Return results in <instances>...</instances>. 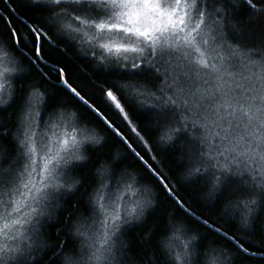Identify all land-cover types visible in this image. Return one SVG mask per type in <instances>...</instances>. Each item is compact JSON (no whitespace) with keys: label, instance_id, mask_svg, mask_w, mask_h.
<instances>
[{"label":"snow or ice","instance_id":"snow-or-ice-1","mask_svg":"<svg viewBox=\"0 0 264 264\" xmlns=\"http://www.w3.org/2000/svg\"><path fill=\"white\" fill-rule=\"evenodd\" d=\"M3 2L10 12L15 11L11 0ZM246 3L256 8L252 0ZM30 6L46 8L61 21L66 31L75 32L81 39L87 38L86 43L100 50L102 62L106 56L114 57L116 66L110 75L131 79L154 74L160 86L157 91H150L140 84L119 85L105 81L97 85L105 105L101 108L84 89L69 81L63 67L51 65L45 59L43 43L53 48L56 45L44 28L21 19L20 23L31 35L32 47L28 51L33 54L30 58L33 66L42 64L51 68L60 78L61 88L118 136L169 194L172 189L162 175L129 142L107 112L111 110L120 116L143 141L124 106H136L125 96L122 89L126 88L136 97L154 99L156 103L150 107L158 110L161 117H178L179 127L171 126L175 119L168 121L165 135L199 129V156L215 169L213 190L229 177H238L247 191L235 189L233 194L240 199L234 207L247 219L256 200L245 197L255 195L257 189L264 191V55L244 52L239 43L227 42L223 14L214 4H209L208 0H31ZM0 23L19 50L24 36L3 9H0ZM105 39L111 43L100 42ZM3 51L0 47V52ZM37 71L44 78L49 75L42 68L37 67ZM6 91L9 98L14 95L11 70L3 68L0 70V100ZM50 99L33 86L24 101L17 131L12 135L13 150L0 153V264H39L43 259L42 249L36 245L40 218L52 206L55 194L68 190L65 188L66 170L72 163L71 157L84 159V145L99 144L89 137H78L76 130L80 125L68 116L65 119L70 122L71 135L65 133L61 137L53 130L51 119L44 127L56 139L45 131L38 133L35 123L40 115L38 109L47 112ZM55 123L63 126L60 120ZM8 135L7 123L0 122V136ZM93 150H97L96 147ZM104 171L102 165L99 175L103 176ZM106 187L102 183L94 193L96 211L102 218L98 220V230L88 237L89 247L81 252L79 259L67 256L62 264H123L116 260V254L123 255L126 247L121 242L122 230H127L133 218L143 214L149 201L137 197L127 207L118 209L115 204L105 202ZM128 187H132L131 183ZM177 203L184 207L182 202ZM185 211L188 210L185 208ZM200 223L229 240L244 255L257 256L240 238L229 235L214 222L202 219ZM182 227L172 225V230L179 232ZM57 247L62 250L64 245ZM183 247L185 250L173 257L176 264H187L191 255L189 244ZM205 255L206 264H217V249L209 245ZM259 258L264 260V249H259Z\"/></svg>","mask_w":264,"mask_h":264},{"label":"trees","instance_id":"trees-1","mask_svg":"<svg viewBox=\"0 0 264 264\" xmlns=\"http://www.w3.org/2000/svg\"><path fill=\"white\" fill-rule=\"evenodd\" d=\"M209 1L212 4H217L221 9L219 12L224 17V36L229 44L239 43L243 46L244 52H255L264 55V0H252L256 5L255 9L250 8L246 0ZM30 4L31 0L28 3L24 0H11V6L15 8L16 15L28 21L29 24L42 26L52 38L53 43L56 45L55 48L50 47L46 42L43 43L44 56L49 64L63 67L69 81L84 89L101 108H104L105 105L102 93L97 85H101L105 81L115 82L119 85H144L145 81L141 80L140 77L122 79L119 76L110 75L108 70H95L93 65L82 59L64 38L50 34L51 29L47 24L49 22L54 24L50 20V12L46 8L30 6ZM0 9H3V13L12 18L13 24L19 29L20 33L27 37L26 42L20 44L23 50L18 52L10 41L7 29L3 23H0V47L19 56L21 64L25 68L23 75H20L15 81V96L11 103L6 106L7 111L0 113V122L7 123L10 133L8 136H0V153L12 152L13 150L12 135L16 133L17 123H19L18 117L23 109V93L28 87L32 89L33 86L38 88L45 98L51 97L47 104V112L42 109L43 114H40V117L56 113L50 112L61 102L65 101V104L69 106L66 101L71 100L78 107L80 116L86 117V119L84 118V121H86L84 124L92 128L95 127L96 132L99 131L103 134L101 144L84 147V160L78 164L82 166L77 165L73 174L74 179L77 180L75 189L63 197L60 208L55 211L56 213L53 215L51 222L45 224L42 228V241L47 248L41 251L40 255L43 256V259L39 264H60V257L62 258L66 254L72 256L77 250L78 244L73 236V224L77 217H84L92 210V207L87 208L86 199L98 183L97 175L103 163L113 166L111 170L113 173L115 172V175L120 173L126 175L125 171L131 172L132 175H134V172H140L151 183L153 196L155 195L154 206L149 205L146 218L122 236L121 242L126 246L123 250V261L127 264H169L167 250L165 251L162 241L166 240L169 235V224H177L179 221L178 225L183 226L184 236L195 238L192 250L200 259L206 261L205 251L211 245L220 253L227 254L225 264L226 262L227 264H264V260L259 257L244 255L228 240L183 213L165 194L158 182L147 173L136 157L125 148L123 143L96 119L87 108L74 100L66 90L58 85L60 78L52 70L42 64L38 65L44 72L49 73L47 78H44L37 71V65L33 66L30 62L33 54L28 51L32 47L28 28L9 11L3 0H0ZM25 44L27 48H25ZM122 90L130 101L144 105V103H141L144 97L135 99L129 96L131 94L128 89ZM124 106L132 120V126L140 132L143 141L137 138L135 133L130 130L127 122L123 121L120 116L112 111L119 119L116 122L108 112L107 115L115 122L144 159L162 175L182 203L201 218L214 222L215 225L222 228L229 235L240 238V242L246 248L259 254V249H264V212H262V209H264V192L262 194L256 193L258 194L256 198L260 199L259 209L254 211L246 225L242 216L238 215L235 219V216L230 215L228 212L231 211L233 214L232 208L235 202L240 199V196L233 193L236 188H240L241 192L247 191L240 184L239 178L229 177L227 182L221 183L215 191L212 187L215 182L214 175L211 181L208 180V183L204 180L193 182L188 179L189 177L186 178L189 172L187 167L190 164L197 167L195 175L199 171L214 173L215 169L209 166L206 159L199 156L196 147L188 139V131L165 135L167 122L176 118V122L171 125L175 127L179 124L178 117L172 115L161 117L156 109L142 110V108L132 107L129 104ZM9 119L11 120L10 123L8 122ZM192 130L195 133V128H191ZM158 140L162 143L164 141L162 146L159 145ZM93 147H96L97 150L94 151ZM112 175H108L107 179H111ZM216 175H219V173H216ZM205 186L209 187L206 188ZM245 198L248 199V197ZM84 229V227H81L80 233ZM44 230L48 235L46 237L43 234ZM61 243L64 245L62 250L57 247ZM53 249H55V252Z\"/></svg>","mask_w":264,"mask_h":264},{"label":"bare ground","instance_id":"bare-ground-1","mask_svg":"<svg viewBox=\"0 0 264 264\" xmlns=\"http://www.w3.org/2000/svg\"><path fill=\"white\" fill-rule=\"evenodd\" d=\"M26 3H28L30 0H24ZM209 4H212L211 1H209ZM217 8L218 11H221V9L219 8V6L217 4H214ZM8 9H9V6L7 5ZM208 11H210L211 9H207ZM13 15H15L19 20H21L22 18H20L18 15L15 14V12H11ZM215 15V13H213ZM51 15V18H54L53 15L50 13ZM47 26L50 27V34L51 35H54V36H58L60 38H64L67 43L69 44V46L75 50V52L84 60H87L89 61V63H91L93 65V68L95 70H99V69H103V70H108L109 72L112 71V69L114 68H108L106 66H104L102 64L101 61H99L97 58L95 57H92L90 55V52L87 50V48L85 47V44H83V42L79 39H76V38H69L67 36H65L62 32V29L60 28L61 26L58 25V24H53V23H50L47 24ZM27 40V37L25 36L24 37V43L26 42ZM15 48L17 49V46H15ZM19 50L18 52H21L23 49L21 48V46L19 45L18 46ZM12 53V52H10ZM13 55H15L16 57H18L19 59V65L21 67V69L23 70L19 75H17L13 80H12V84H13V89H14V95L11 96V98H9V101L7 102V104H5L4 106L0 107V113L4 112V108H6V106L8 104L11 103V101L13 100L14 96H15V92H16V85H15V81L17 80V78L20 76V75H23V73L25 72V68L23 67L24 65L21 64V61H20V58L19 56H17L16 54L12 53ZM91 56V57H90ZM44 66V65H43ZM36 67H39L38 65ZM58 67V66H57ZM49 68V67H47ZM51 70V68H49ZM141 80L145 81L143 84H149L150 86H152L153 88L150 89V91H153L155 88L158 87V84L155 86L156 83H159V79L153 74V75H149L148 77H143V78H140ZM58 85H59V82H58ZM121 85V84H120ZM60 86V85H59ZM31 87H28L25 92L23 93V96H24V100H23V104H24V101L28 95V92L31 90L30 89ZM157 91V90H156ZM131 94V93H130ZM70 95V94H69ZM133 95V94H131ZM129 95L130 97H133L135 99H137V97L135 96H131ZM71 96V95H70ZM103 96V94H102ZM138 99H142L141 97H139ZM142 100H147V103H144V105L142 106V104H136L137 107L139 108H142L143 109H151V110H154L152 107H150L154 101V99L152 100V98H146L144 97ZM152 103H151V102ZM67 104L69 106H67L65 104V101L64 102H61L59 105H57L56 107H54L52 109V112H57V113H62V112H67L69 109L71 110H76L78 111L79 113V120L81 121L80 124H84L86 123V121H84V118L86 119V117L84 116H80V111L78 110V107L76 105H74L73 102H71V100L69 101H66ZM78 102V101H77ZM22 104V105H23ZM73 105V106H70V105ZM83 106V105H82ZM40 114H43V111L42 109H40ZM108 114L110 115V117L114 118L116 120V122L119 120L118 117H116L112 111L108 110ZM52 115V114H51ZM51 115H47V117H51ZM20 116H21V113L19 114V117H18V120H20ZM45 116V115H44ZM44 118V117H42ZM176 120V118H175ZM100 121V120H99ZM101 122V121H100ZM102 123V122H101ZM103 124V123H102ZM104 125V124H103ZM105 126V125H104ZM17 127H18V123H17ZM17 127H16V131H17ZM175 127H179V124L176 125ZM107 128V127H106ZM108 129V128H107ZM109 130V129H108ZM15 131V132H16ZM110 131V130H109ZM188 131V139L189 141L196 147V150H197V153L199 154L200 150H201V145L198 143V140L201 136V131L197 128H195V133H194V130L191 131V129L189 130H186ZM111 132V131H110ZM184 132V131H182ZM180 132V133H182ZM98 135L94 138L93 141H98L99 144H101L103 142V134L100 133L99 131L97 132ZM112 133V132H111ZM113 134V133H112ZM114 135V134H113ZM116 136V135H114ZM117 137V136H116ZM118 138V137H117ZM119 139V138H118ZM120 140V139H119ZM121 141V140H120ZM122 142V141H121ZM123 143V142H122ZM158 143L159 145H163L162 141H159L158 140ZM98 144V145H99ZM89 144H85V146H87ZM95 145V144H94ZM123 145L125 146V148L130 152V150L128 149V147L123 143ZM82 157L84 158V155H83V152H82ZM84 159H80L79 161H75L73 164H71L67 170H66V173H67V183L65 185V188L68 189L67 191H64L63 190V195L62 197H60V200H59V203L61 202V200L63 199V197L65 195H67V193H71L75 187H76V184H77V180L74 179V170L76 168V166L80 163L83 162ZM140 164L144 167V165L140 162ZM103 167L105 169L104 171V174L103 176L99 175V172H98V175H97V180H98V183L95 185V187L91 190V192L89 193L88 195V198L86 199V204H87V208L90 209L92 207V210H90L87 214H85L84 217H77V219L75 220L74 224H73V236L76 238V241H77V250L74 252V254L72 255L73 258L75 259H79L80 258V254L81 252L87 250V248L89 247V241H88V236L91 235L89 233H92L95 231V229L97 228V225H98V220L101 219L102 217H99L98 214H97V211H96V201H95V198H94V193L96 191V189L103 183L105 185H107V187L104 189V196L105 197H111L109 200L112 201L113 199H115V194H117V192L114 191V193L112 194H108V192L110 190H112L113 188H116L115 186V182L117 181L118 178L120 177H123L124 180H128L129 182H131L129 180V177H131L133 179V183H132V187L129 189L128 187L121 190V198H120V204L123 203V199L125 200L126 199V203L129 202L131 200V198L133 197L134 198V194H136L137 192H141L143 195H144V199H147L149 201V204L146 208V210L143 212L142 215H140L139 217H136V218H133L132 220V224L131 226L127 229V230H122V233H121V236H123V234L128 231L129 229H131L134 225H137L139 222L141 223L147 216V213H148V208H149V205L150 206H154V202H155V195L153 196V187L151 186V183L148 182L147 178L145 176H143V174H141L140 172L137 171V173L134 172V175L131 174V172L129 173L128 171H125L126 175L123 174V173H120V174H116L115 175V172L113 173L112 172V167L110 164H104L103 163ZM145 168V167H144ZM154 168V167H153ZM188 174L186 175V178L188 179H191L193 182H196V181H201V180H204L206 183H208V180L211 181L212 180V177H213V173L210 172V171H202V172H198L197 175H195L196 171H197V167H195L194 164H190L188 167ZM155 169V168H154ZM145 170L147 171L148 174H150L157 182L158 184L162 187L161 183L159 182V180L152 175V173L145 168ZM110 174H113L111 179H107L108 178V175ZM131 174V175H130ZM138 176V183H136V185L134 184V178H137ZM163 178V177H162ZM165 183H167L165 180H164ZM170 187V186H169ZM206 187V186H205ZM209 187V186H208ZM206 187V188H208ZM112 188V189H111ZM137 188V189H136ZM171 188V187H170ZM110 189V190H109ZM163 191L165 192V194L176 204V206L183 212L185 213L186 215L190 216L192 219H194L195 221H197L198 223H200V220H202L203 218H201L200 216H198L197 214H195L194 212H192L188 207H186L184 204V207L182 208L180 206V204L177 203V201H180L182 202L175 194L174 190L172 189V193L169 194L168 191H166L163 187H162ZM264 191H260L259 189H257L256 193H260L262 194ZM140 194V193H139ZM258 194H255V195H252V196H247L248 199H254L256 200V204L252 205V212L250 215L247 216V219L245 220V217L243 214L239 213L236 209V207L233 206L232 210H233V214L231 213V211H229L228 213H230V215L232 216H235L234 218L237 219L238 215L242 216L243 221H244V224L246 225L250 219V217L253 215L254 211H258L259 209V202H260V199L256 198V196ZM113 202H110V205H112ZM109 204V203H107ZM125 204V203H123ZM126 205V204H125ZM235 205V204H234ZM185 208L188 210L187 212L185 211ZM88 211V210H87ZM262 212H264V209H262ZM191 213V214H189ZM54 214H52L51 216H46V215H43L41 218H40V223H39V238L36 240V245L39 246L40 249L44 250L47 248V246L43 243L42 241V236H41V232L43 231L42 228L45 224H48L49 222H51V220L53 219V216ZM180 222V221H179ZM179 222L177 224H173V223H170L169 224V227H168V232H169V235L167 236V239L166 240H163L162 241V245L165 249V251L167 250V254H168V263L169 264H176V262L173 260V257L175 254L177 253H182L185 249H184V245L185 244H189V249L188 251L191 252V255L188 257V261H187V264H206V261L200 259L199 256H197L196 254H194L193 250H192V247H193V243H194V239L192 238H186L183 234V228L181 229V231L179 232H173L172 230V225H178ZM201 224V223H200ZM203 225V224H201ZM204 226V225H203ZM81 227H84L85 229L83 231H81V233H83V235L80 233V229ZM78 228H79V231H78ZM207 228V227H206ZM209 229V228H208ZM210 230V229H209ZM46 230H44L43 234L44 236H48L47 233L45 232ZM216 233V232H214ZM217 234V233H216ZM221 236V235H219ZM223 237V236H221ZM224 238V237H223ZM74 239V238H72ZM227 240V239H226ZM229 241V240H228ZM230 242V241H229ZM231 243V242H230ZM45 245V247H44ZM165 245H170V247H165ZM239 250V249H238ZM240 251V250H239ZM241 252V251H240ZM217 254L219 255V260L217 261V264H225V261H226V257H227V254H222L220 253L219 251H217ZM69 254H66V255H63V257L61 258L60 257V264H62V261L65 259V257H67ZM257 255H259L257 253ZM116 260L118 261H122L123 264H127L126 262L123 261V255H120V253H117L116 254ZM227 264V262H226Z\"/></svg>","mask_w":264,"mask_h":264},{"label":"rangeland","instance_id":"rangeland-1","mask_svg":"<svg viewBox=\"0 0 264 264\" xmlns=\"http://www.w3.org/2000/svg\"><path fill=\"white\" fill-rule=\"evenodd\" d=\"M50 20L53 21L55 24H58V25L61 26V21L59 19H57V18H51ZM60 28L62 29V32H63V34L65 36H67L69 38H76L78 40L80 39L83 42V44H85V47L90 52V55L92 57L97 58L99 61H101L99 59L100 50L98 48L93 47V45H90V44L86 43L85 42V39H87V38L81 39L75 32L66 31L62 27H60ZM92 35H93V33H89V36H92ZM100 42L101 43H111V41H109L107 39L101 40ZM116 42L119 43V41H116ZM94 52L96 53V55H93ZM121 55H123V54H121ZM131 55L132 54H129V56H131ZM102 64L104 66L108 67V68H113V67L116 66L114 57H112L110 55L109 56H106V58L102 62ZM3 68H8V69L11 70V79L12 80L23 71L21 69L20 65H19V59H18V57H16L12 53H10L8 51H5V50L3 52H0V70H3ZM157 84H158V87H159L160 86V82L159 83H156L155 86ZM143 86L146 87V88H148L149 90L153 88L149 84H144ZM157 88H155L153 91H156ZM145 97L146 98H150V97H147V96H145ZM8 101H9V94L6 91L3 94V99L0 100V107H2L5 104H7ZM22 111H23V109L21 110V113H22ZM38 111H40V109H38ZM65 116L70 117L71 118V121H74V122H78L79 123L80 127H79V129L76 130L78 137H80V136H82V137H89L92 140H94V138L98 135V133L95 131L96 130L95 127L92 128V127L88 126L87 124L86 125L85 124H83V125L80 124L81 121L79 120V113H78V111H76V110L74 111V110H71V109H69L67 112L66 111L65 112H62V113H57L56 112V113L52 114L51 117H47L46 116V117L42 118L39 115V117H37L36 120H35V123L37 125V129H36L37 132L39 133L40 131H45V132L48 133V135L53 140H55L56 139V136H53L52 132L48 131V128L44 127V123L46 121H48L49 119H51L53 121V124H52L53 130L56 131L61 137L65 133H68L69 135H71L72 134V129L69 126V123L70 122H69V120L65 119ZM57 120H60V121L63 122V126L62 127L56 126V123L55 122ZM84 147H85V145H84ZM71 159H72V163L71 164H73L75 161H79V160H77V158L75 156H72ZM71 164H69V166ZM66 180H67V175H66ZM138 181H139V179H138V176H137V178H134V184L136 185V183H138ZM129 183H131V185H132L133 179L131 180V182H129L128 180H124L123 177L118 178L117 181L114 183L115 186H116V188H113V189L111 188L112 190L109 189L110 191L108 192V194H112V193H114V191L115 192L118 191L117 194H115L117 196H115V199H113L112 201H110L109 199H107L109 197H105L106 198V201L105 202L106 203H109V205H110V202H113V204H115L117 206V208L119 209L121 207H127L129 205V203L131 201L135 200L137 197H140V198L144 199V195L141 192H139L140 194L137 192L136 194H134V198L132 197L129 202L126 203V199L125 200L123 199V203H125L126 205L123 204V203L120 204L121 203L120 202L121 190L127 188ZM63 194H64L63 193V190L60 193H56L55 194V199L52 202V206L49 207V208H47L45 210V214L44 215H46L48 217V216H51L52 214H55L56 213L55 211H57L60 208L59 200H60V197H62ZM146 208H145V210H146ZM109 210H111V209H109ZM37 227L39 228V225H37ZM98 227H99V224L97 225V228L95 229V231L92 232V233H89V234L94 235L95 232L98 230ZM91 235H89V236H91ZM88 241H89V243H91V241L89 239H88Z\"/></svg>","mask_w":264,"mask_h":264},{"label":"water","instance_id":"water-1","mask_svg":"<svg viewBox=\"0 0 264 264\" xmlns=\"http://www.w3.org/2000/svg\"><path fill=\"white\" fill-rule=\"evenodd\" d=\"M118 137V136H117ZM119 138V137H118ZM120 139V138H119ZM131 152V151H130ZM132 153V152H131ZM133 154V153H132ZM135 156V155H134ZM136 157V156H135ZM137 159V157H136ZM138 160V159H137ZM139 162H141L140 160H138ZM142 163V162H141ZM143 164V163H142ZM255 257H259V255L255 256Z\"/></svg>","mask_w":264,"mask_h":264}]
</instances>
